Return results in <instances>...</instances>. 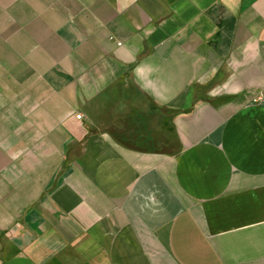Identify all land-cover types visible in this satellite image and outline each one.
Segmentation results:
<instances>
[{"label": "crops", "instance_id": "0c3cea01", "mask_svg": "<svg viewBox=\"0 0 264 264\" xmlns=\"http://www.w3.org/2000/svg\"><path fill=\"white\" fill-rule=\"evenodd\" d=\"M0 264H264V0H0Z\"/></svg>", "mask_w": 264, "mask_h": 264}, {"label": "built area", "instance_id": "2783aa9c", "mask_svg": "<svg viewBox=\"0 0 264 264\" xmlns=\"http://www.w3.org/2000/svg\"><path fill=\"white\" fill-rule=\"evenodd\" d=\"M77 118H78L79 120H81V119H82V115H78Z\"/></svg>", "mask_w": 264, "mask_h": 264}]
</instances>
